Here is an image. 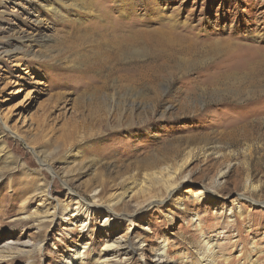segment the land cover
<instances>
[{"label":"rangeland","instance_id":"1","mask_svg":"<svg viewBox=\"0 0 264 264\" xmlns=\"http://www.w3.org/2000/svg\"><path fill=\"white\" fill-rule=\"evenodd\" d=\"M109 29L135 42L110 77L94 51ZM166 30L196 61L155 76L163 59L136 39ZM27 33L48 42L21 44ZM0 46V264L77 250L96 264L123 235L136 255L105 264H264V0H0ZM63 173L82 201L116 211L73 216Z\"/></svg>","mask_w":264,"mask_h":264},{"label":"bare ground","instance_id":"2","mask_svg":"<svg viewBox=\"0 0 264 264\" xmlns=\"http://www.w3.org/2000/svg\"><path fill=\"white\" fill-rule=\"evenodd\" d=\"M49 5L50 6L47 5L48 7H47L46 11H49L50 14L53 17H61V15L59 14V11H58V7L57 6H53L51 4H49ZM33 24L36 27H38V28H35V30L39 29V27L42 24V19L41 18H35L33 20ZM104 29H107V28H104ZM115 31H116V29L113 30V31L111 29H109L108 31L106 30L105 34H101V39H100L99 44H97L96 47H94V51L96 53L100 52V55H101V58L99 60V65L100 66H104V67L106 66L105 67L106 70H107L106 74L108 76L109 75L111 76V75H113L115 73H118L121 70V68L117 67L119 64L122 63L121 59H120V53L123 54V52L126 51V50H124V48L126 46H128L129 43L131 45H134V43H135L134 42V37L124 38V37L120 36L118 33H116ZM159 35L160 36L162 35L164 38L163 39H158ZM138 37H140V39L137 38L136 40L137 41L138 40H142L141 43H143V45H144L143 49L148 51V55H149L148 57H152L153 58L154 55L159 54L158 56L163 59L162 62H160V64L158 65V68L154 67V69H153V72H154L153 75H155V76L159 75L160 70L165 68L166 66L167 67H171V68L173 67L175 69H180V68H183V67L185 68L186 67L185 65H187V62L190 59H193L192 56H195L196 51H197L195 44H190L188 46L182 45V41L185 40L184 36H181L179 33H175L174 31H171V30H169V31L166 30V32H164V33H160V31H153V32H150V33L142 32L140 34L138 33ZM48 39H49L48 36L46 34H42V33L41 34L40 33H36L35 35H31V34L28 35V33H27V34H22L19 37L20 43L21 44L23 43L26 46L39 45V44L42 45V44H45L46 42H48ZM154 42L157 43V44H153ZM160 46H162V49H160L157 52L156 50ZM9 48H8V46L7 47L0 46V53L9 52L10 51ZM229 50H231V49H229ZM218 51H220V50H218ZM35 56L36 55L34 53L33 57H35ZM91 58L92 57H88V60L91 59ZM193 61H196V59H193ZM193 64H195V66H196V63H192V65ZM149 68H151V67H149ZM144 74L145 73H143V69L142 70L139 69V75H141L139 77H143ZM234 77H236V76H234ZM126 78H129V76L126 77ZM132 79L134 80V77ZM208 91H209V93H212L213 95H216V93L218 92L217 88H215V87L211 88ZM235 136H237V135H235ZM248 138H250V137H248ZM228 140H229V138H228ZM42 159H45V156L42 157ZM49 168H50L49 170H51V167H49ZM167 174H168L169 177H171V175H172L171 171H168ZM65 175H66V173H63L59 177H60V179H62L63 183H65V185H67L68 184V180H67ZM155 177H156V180L158 178L157 181H162L163 180V178H162L160 173H156ZM167 185H168V183H167ZM170 186H172V185H170ZM167 187H169V186H167ZM67 188H68V190L70 189V187L68 185H67ZM171 190H172V188L170 187L168 192H170ZM38 191H39V193H41L43 196L46 197L45 198L46 203H44V205L50 206V208H53L52 203L51 202H47L49 198H48V193H47L46 188L45 189L42 188V190L40 189ZM95 194L96 193H94V195ZM69 195H70L68 197L69 198V202L70 201H74V203H76L75 208H73L74 209L73 210V216H75L76 218L79 217L80 214L82 212H84V211L85 212H89V209H90L89 206L96 205V204L97 205H102L103 207L108 208L107 211L110 212V213H114V211H116V210L113 209V207H114V205H116L117 202L114 201L113 198H109L108 201H101V199L95 198L94 195H93L94 198H93V200L91 201V203L89 205L86 202L82 201L83 200V199L81 200L82 197H80L74 191H72V190L70 191L69 190ZM54 207H55V205H54ZM50 208L49 209L48 208L45 209L44 212H45V218H47V219L50 218L52 220L54 218V216H55V211L56 210L50 211ZM26 245L24 244V246H26ZM213 245H214V243L208 245L207 249H208V253L209 254L212 252L211 251V247ZM163 248H164V244L160 247V250L163 249ZM8 250H14V252L16 251L17 253L24 252V249L20 248V246L18 248V247L9 245ZM137 251H138V247H136L133 244V242L131 241V239L128 236H126V235L119 236V237L117 236V238H114L113 240H108L103 245V247L101 249V252L99 253L98 257L94 258L93 262L96 263V264H105L106 262H108L110 260H114L118 256H121V255L124 256L123 259L128 260V259L132 258L134 255H136ZM84 252H85L84 250L83 251H80V250L75 251L73 254H70L69 258L67 260H65L63 263L64 264H78V263L80 264V263H83L85 261V259H86V256H85ZM143 259H145V257H143L141 260H143ZM201 264H213L212 258H210L209 256L208 257H206V256L203 257L201 259Z\"/></svg>","mask_w":264,"mask_h":264}]
</instances>
